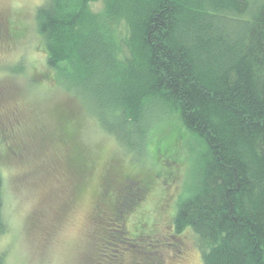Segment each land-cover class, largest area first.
Returning <instances> with one entry per match:
<instances>
[{
  "label": "trees",
  "instance_id": "1",
  "mask_svg": "<svg viewBox=\"0 0 264 264\" xmlns=\"http://www.w3.org/2000/svg\"><path fill=\"white\" fill-rule=\"evenodd\" d=\"M92 1L36 8L46 66L94 93L98 122L126 149L149 151L154 124L176 114L203 153L173 206V233L195 235L203 264H264V0H106L100 16L88 11ZM114 18L133 28L134 46L115 40ZM77 159L80 191L92 165ZM123 179L131 178L112 167L99 181L97 197L115 221L117 204L132 209L149 184L140 181L126 199ZM2 208L0 175V234Z\"/></svg>",
  "mask_w": 264,
  "mask_h": 264
},
{
  "label": "rangeland",
  "instance_id": "2",
  "mask_svg": "<svg viewBox=\"0 0 264 264\" xmlns=\"http://www.w3.org/2000/svg\"><path fill=\"white\" fill-rule=\"evenodd\" d=\"M44 1L0 0V175L6 225L0 253L5 263L136 264L160 256L162 264H203L195 235L190 230L176 235L171 224L173 206L193 182L202 145L176 114L154 124L150 149L141 154L107 133L97 120L94 93L75 80H57L46 66L35 22ZM105 5L106 0L92 1L88 11L100 16ZM111 24L115 40L123 37L134 46L126 19L114 18ZM8 31L19 33L11 39ZM80 157L92 172L88 179L83 171L86 180L79 191ZM112 167L131 178L118 181L126 199L140 181H149L132 209L123 211L117 204L119 221L103 211L101 201L96 204L99 181ZM112 229L120 234L113 237Z\"/></svg>",
  "mask_w": 264,
  "mask_h": 264
},
{
  "label": "flooded vegetation",
  "instance_id": "3",
  "mask_svg": "<svg viewBox=\"0 0 264 264\" xmlns=\"http://www.w3.org/2000/svg\"><path fill=\"white\" fill-rule=\"evenodd\" d=\"M18 33L19 32H15V31L14 32H11L10 31V34H9V31H8V33H6V35H7L6 37L11 38V39H14L16 36H18ZM3 36H5V35H3ZM99 199H100V195L97 197L96 204H98Z\"/></svg>",
  "mask_w": 264,
  "mask_h": 264
}]
</instances>
